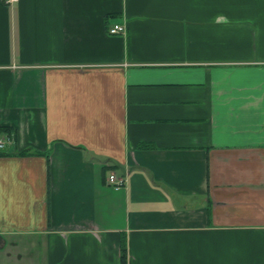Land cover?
I'll return each instance as SVG.
<instances>
[{
  "label": "crops",
  "instance_id": "crops-1",
  "mask_svg": "<svg viewBox=\"0 0 264 264\" xmlns=\"http://www.w3.org/2000/svg\"><path fill=\"white\" fill-rule=\"evenodd\" d=\"M0 127V264H264V0H0Z\"/></svg>",
  "mask_w": 264,
  "mask_h": 264
},
{
  "label": "built area",
  "instance_id": "built-area-1",
  "mask_svg": "<svg viewBox=\"0 0 264 264\" xmlns=\"http://www.w3.org/2000/svg\"><path fill=\"white\" fill-rule=\"evenodd\" d=\"M6 3H14L18 0H4ZM108 31L110 33H118V32H124V26L122 24H112L109 28ZM12 140V135L10 133H4L0 135V148H3L6 144L10 143ZM124 177L117 175L114 171H111L108 173L107 176V183L114 187V188H119L124 184Z\"/></svg>",
  "mask_w": 264,
  "mask_h": 264
},
{
  "label": "trees",
  "instance_id": "trees-1",
  "mask_svg": "<svg viewBox=\"0 0 264 264\" xmlns=\"http://www.w3.org/2000/svg\"><path fill=\"white\" fill-rule=\"evenodd\" d=\"M9 130V128L7 127H0V135H2V133L7 132Z\"/></svg>",
  "mask_w": 264,
  "mask_h": 264
}]
</instances>
